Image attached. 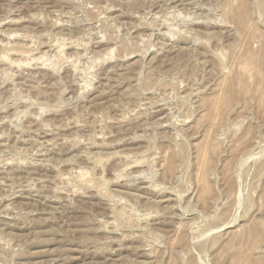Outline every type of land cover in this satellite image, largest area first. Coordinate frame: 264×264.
<instances>
[{"label":"rangeland","instance_id":"obj_1","mask_svg":"<svg viewBox=\"0 0 264 264\" xmlns=\"http://www.w3.org/2000/svg\"><path fill=\"white\" fill-rule=\"evenodd\" d=\"M262 37L264 0H0V264H264Z\"/></svg>","mask_w":264,"mask_h":264},{"label":"bare ground","instance_id":"obj_2","mask_svg":"<svg viewBox=\"0 0 264 264\" xmlns=\"http://www.w3.org/2000/svg\"><path fill=\"white\" fill-rule=\"evenodd\" d=\"M244 14H245V13H244ZM244 14H243V15H244ZM240 21H241V20H240ZM242 21H243V20H242ZM242 21H241V22H242ZM1 22H2V21H1ZM239 24H240V23H239ZM1 32H2V31H1ZM2 37H4V35H2ZM7 37L9 38V36H7ZM5 38H6V37H5ZM0 39H1V38H0ZM2 39H3V38H2ZM2 39H1V40H2ZM6 40H7V39H6ZM6 40H5L4 42H8V43H9V41H8V40L6 41ZM10 40H12V39L10 38ZM180 40H181V39H180ZM262 40L264 41L263 37H262ZM263 41H262L261 48H260V51H261L260 54H261L262 57H260V58L262 59L261 62H262V65L264 66V43H263ZM4 42L0 41V48H3V47L5 48V46H7V43H6L5 45L2 44V43H4ZM172 42H173V41H172ZM58 43H59V42H58ZM55 44H56V43H55ZM9 45H10V43H9ZM60 45H63V44H58L57 46H59V48H58L57 46H56V47H57L58 49H61V47H63V46H60ZM52 47H53V46H52ZM253 47H254V46H253ZM255 47H256V46H255ZM4 48H3V49H4ZM7 48H9V47H7ZM7 48H5V50H7L8 52L12 51V49L8 50ZM55 49H56V48H55ZM254 49H255V48H254ZM254 49H253V50H254ZM18 50H19V49H18ZM18 50H17V51H18ZM29 50H30V49H29ZM253 50H252V52H253ZM3 51H4V50H3ZM17 51H16V52H17ZM19 51H21V50H19ZM257 51H258V50H257ZM8 52H6V53H8ZM12 52H13V51H12ZM12 52H10L9 54H11ZM14 52H15V51H14ZM22 53H23V51L21 52V54L19 53V54H20L19 57L22 56V55H23V56L26 55V54H24V53L22 54ZM26 53H28V52H26ZM109 53H111V51H109ZM9 54H7V55H9ZM252 54H253V53H251V55H249V56L252 57V56H255V55H256V54H255V55H254V54L252 55ZM14 55H15V53H14ZM16 55H17V53H16ZM23 56H22V57H23ZM27 56H29V55L27 54ZM258 56H260V55H258ZM29 57H30V56H29ZM0 58H1V59H0V62H2V61H6V56L3 55V56H0ZM7 58H8V56H7ZM27 58H28V57H27ZM248 58H249V57H247V58H246V57L243 58V61H244L245 59H248ZM253 58H254V57H253ZM260 58H257V59L260 60ZM10 60H11V59H10ZM248 60L251 61V59H248ZM12 61H13V60H12ZM249 61L245 60V62H247V63L244 62V64H245V65L248 64ZM253 61H254V59H253ZM7 62H8V61H6L5 63L7 64ZM9 62H10V61H9ZM13 62H14V61H13ZM254 62H255V61H254ZM254 62H252V64H253ZM261 62H260V63H261ZM3 63H4V62H3ZM6 64H5V65H6ZM11 64H12V63H10V65H11ZM248 65H250V64H248ZM243 66H244V65H243ZM263 66H262V67H263ZM253 67H254V65H253ZM258 67H260V66H258ZM245 68H246V66H245ZM243 69H244V68H243ZM253 69H254V68H253ZM253 69H252V70H253ZM248 70H249V69H247V71H248ZM260 70H261V68H260ZM249 71L251 72V70H249ZM245 72H246V71H245ZM261 72H264V70L261 71ZM255 73H256V69H255ZM255 75H256V74H255ZM261 75L263 76V74H261ZM258 77H259V76H258ZM258 77H257V80H258ZM239 84H242V83H239ZM239 84H238V85H239ZM243 87H244V86H243ZM260 87H262V86H260ZM263 87H264V86H263ZM241 88H242V87H241ZM250 89H251V88H250ZM238 90H239V89H238ZM251 90H252V89H251ZM254 90L257 91V89H254ZM254 90H253V91H254ZM259 90H260V89H259ZM259 90H258V91H259ZM262 90H263V92H264V88H262ZM262 90H260V91L262 92ZM253 91H252V92H253ZM256 91L253 92V93H252V92H250V93H251L252 95H254V93L256 94ZM260 91H259V92H260ZM248 92H249V91H248ZM243 94H244V93H243ZM260 94H261V93H260ZM248 95L250 96V94H248ZM262 95H263L262 97H264V94H262ZM244 97H245V96H244ZM254 97H255V96H254ZM256 98H257V97H256ZM259 100H260V99H259ZM154 115H155V114H154ZM184 130H185V129H184ZM256 135H257V134H256ZM254 139H255V138H254ZM254 139H253V140H254ZM3 151H4V150H3ZM44 151H45V150H44ZM8 152H9V151H8ZM43 156H44V155H43ZM11 158H12V157H11ZM7 160H8V158H7ZM7 160L4 159L5 162H7ZM0 161H1V159H0ZM12 161H13V160H12ZM12 161H11V162H12ZM2 162H3V161H2ZM9 162H10V158H9ZM3 163H4V162H3ZM132 163H133V162H132ZM136 163H137V162H136ZM7 165H8V164H7ZM137 166H138V165H137ZM81 172H82V171H81ZM81 172H78L77 174H78V175H79V174L81 175ZM0 173H1V172H0ZM263 173H264V172H263ZM83 174H84V173H83ZM261 174H262V173H261ZM80 177H81V176H80ZM80 177H79V178H80ZM79 178H78V179H79ZM81 178L83 179V175H82ZM140 182H141V181H140ZM129 185H130V183H129ZM28 187H29V186H28ZM145 188H146V187H145ZM26 189H27V188H26ZM135 190H136V189H135ZM137 191H138V190H137ZM19 192H20V191H19ZM29 192H30V191H29ZM19 194H20V193H19ZM0 199H1V197H0ZM8 207H9V206H8ZM8 207L6 208V210L8 209ZM3 209H4V208H3ZM2 212H3V211H2ZM5 212H6V211H5ZM156 212H158V211H156ZM118 213H120V212L118 211ZM115 214H116V213H115ZM156 214H157V213H156ZM183 214H184V213H183ZM160 215H161V214H160ZM184 215H185V214H184ZM3 216H4V215H3ZM122 216H123V215H122ZM125 216H127V215H125ZM125 216H124V217H125ZM182 216H183V215H182ZM6 217H7V216H6ZM115 217H116V215H115ZM147 217L149 218V216H147ZM172 217H173V216H172ZM122 218H123V217H122ZM148 218H147V219H148ZM113 220H114V219H113ZM119 220H120V219H119ZM122 220H123V219H122ZM126 220H127V219H126ZM120 221H121V220H120ZM129 221H130V220H129ZM112 222H113V221H112ZM145 222H146V221H145ZM154 223H155V222H154ZM182 223H183V222H182ZM184 223H185V222H184ZM180 224H181V223H180ZM7 225H9V224H7ZM181 226H182V225H181ZM140 228H141V227H140ZM146 228H147V227H146ZM136 229H138V228H136ZM150 229H151V228H150ZM139 230H140V229H139ZM145 231H146V230H145ZM130 234H131V233H130ZM125 238H126V237H125ZM125 238H124V239H125ZM140 264H141V263H140Z\"/></svg>","mask_w":264,"mask_h":264}]
</instances>
